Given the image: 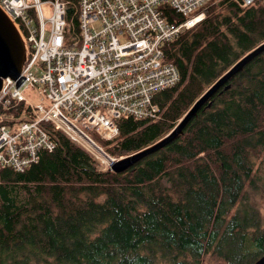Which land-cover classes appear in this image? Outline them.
Returning a JSON list of instances; mask_svg holds the SVG:
<instances>
[{
    "label": "trees",
    "instance_id": "trees-1",
    "mask_svg": "<svg viewBox=\"0 0 264 264\" xmlns=\"http://www.w3.org/2000/svg\"><path fill=\"white\" fill-rule=\"evenodd\" d=\"M212 1L199 8L206 18L163 45L181 79L153 93L155 115L127 111L113 139L90 131V147L42 123L56 148H39L22 170L0 163V264H201L208 253L253 264L262 255L264 223L246 190L264 176V52L164 148L119 173L99 157L100 147L118 161L169 136L264 42V0Z\"/></svg>",
    "mask_w": 264,
    "mask_h": 264
},
{
    "label": "built area",
    "instance_id": "built-area-1",
    "mask_svg": "<svg viewBox=\"0 0 264 264\" xmlns=\"http://www.w3.org/2000/svg\"><path fill=\"white\" fill-rule=\"evenodd\" d=\"M208 1L0 0L26 49L20 77L2 82L0 163L22 170L39 157V148H56L42 123L90 147L97 145L90 131L113 139L116 119L127 111L155 115L153 93L181 79L163 45L206 18L199 8ZM44 3L52 10L48 19ZM76 23L79 36L71 37Z\"/></svg>",
    "mask_w": 264,
    "mask_h": 264
},
{
    "label": "water",
    "instance_id": "water-1",
    "mask_svg": "<svg viewBox=\"0 0 264 264\" xmlns=\"http://www.w3.org/2000/svg\"><path fill=\"white\" fill-rule=\"evenodd\" d=\"M0 89L2 87L3 79L11 77L18 79L20 77L22 67L26 57V49L20 33L16 26L7 17V15L0 9ZM264 52V42L257 46L254 50L246 54L239 61H237L215 84H213L207 92L199 98L193 107L188 111L183 120L176 126L173 132L154 144L153 146L139 152L135 155L122 158L119 161L110 159L111 169L115 172H122L126 170L134 162L138 161L144 156L150 155L154 152L164 148L171 141L185 133V127L196 116L200 110L205 106H211V99L218 93L219 90L230 81L236 74L243 71L247 64ZM21 84V81L18 85ZM230 86H226L227 90ZM105 155V154H104ZM106 156V155H105ZM108 157V156H107ZM253 264H264V254L261 255Z\"/></svg>",
    "mask_w": 264,
    "mask_h": 264
},
{
    "label": "rangeland",
    "instance_id": "rangeland-1",
    "mask_svg": "<svg viewBox=\"0 0 264 264\" xmlns=\"http://www.w3.org/2000/svg\"><path fill=\"white\" fill-rule=\"evenodd\" d=\"M211 1H208L206 5H208ZM43 11H44V15H45L46 19H48L52 14L51 7L49 6L48 3L43 4ZM206 16H207V11H206ZM199 22H201V21H198L197 23H199ZM35 24H37V21L35 22ZM70 25L73 28L75 27V24L72 20L70 21ZM193 27H191V28H193ZM191 28H188V29H191ZM184 30H186V29H184ZM73 34L74 33H71L69 36L72 37ZM29 92L32 93L31 90H29ZM18 121H21V120H18ZM89 134H91V133L89 132ZM77 144L83 146L82 144H79V143H77ZM87 145H89V144H87ZM4 149H5V146H4L3 150L0 151L1 155H4V153H3ZM99 157H100L102 163L104 164V167H106V168L110 167V161H109V159H107L110 157L105 156L101 150H99ZM262 173H263V168H261V170H258L257 175H256V178L259 181L254 180L252 183H255V184L248 186V188L246 190V197L249 199L250 205L254 209V210L252 209V211L250 212L252 214V216L262 218L263 223H264V178H263L264 176ZM263 254H264V252L262 253V255ZM201 264H226V263L220 257H218V255L213 254V253H208L204 256Z\"/></svg>",
    "mask_w": 264,
    "mask_h": 264
},
{
    "label": "bare ground",
    "instance_id": "bare-ground-1",
    "mask_svg": "<svg viewBox=\"0 0 264 264\" xmlns=\"http://www.w3.org/2000/svg\"><path fill=\"white\" fill-rule=\"evenodd\" d=\"M8 17V16H7ZM9 18V17H8ZM0 46H1V44H0ZM3 91H2V88H1V90H0V95H3L5 98H6V94H3L2 93ZM0 105H1V98H0ZM116 162H117V160H115ZM119 161V160H118Z\"/></svg>",
    "mask_w": 264,
    "mask_h": 264
},
{
    "label": "clouds",
    "instance_id": "clouds-1",
    "mask_svg": "<svg viewBox=\"0 0 264 264\" xmlns=\"http://www.w3.org/2000/svg\"><path fill=\"white\" fill-rule=\"evenodd\" d=\"M102 152H103V150H102ZM112 159H114V158H112ZM115 160V159H114Z\"/></svg>",
    "mask_w": 264,
    "mask_h": 264
}]
</instances>
